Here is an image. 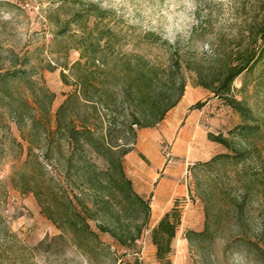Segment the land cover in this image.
Returning a JSON list of instances; mask_svg holds the SVG:
<instances>
[{
	"label": "rangeland",
	"instance_id": "obj_1",
	"mask_svg": "<svg viewBox=\"0 0 264 264\" xmlns=\"http://www.w3.org/2000/svg\"><path fill=\"white\" fill-rule=\"evenodd\" d=\"M78 1L0 2V72L14 66L31 72V80L12 84V94L0 91V264H163L157 256L152 231L165 211L174 207L181 213V223L169 254L172 264H237L236 253H240L242 264H264V255L256 247V243L264 245V124L261 133L246 145L241 139L233 142L237 149L251 147L247 160H229L212 168L199 166L215 154L227 152L223 145L208 138V132L229 136L228 131L244 119L210 90L194 86L193 74L186 69L185 93L162 122L139 128L136 139L120 134L123 138L119 143L132 148L124 160L126 173L135 189L150 198V217L143 226L139 247L118 246L111 234L99 229L100 223L112 224L111 212L101 210L97 203L102 194L84 186V177L77 174V169L66 175L71 151L60 133L48 134L43 126L49 119L51 129H56L60 106L76 90L67 67L80 58L78 48L87 43L81 41L83 30L78 23H72L65 34L60 31L78 10ZM84 1L99 5L96 0ZM105 11L108 15L104 20L90 18L87 31L97 24L100 29L109 26L122 35L121 48L128 58L134 59L140 53L152 61L168 63L170 44L157 35L147 36L150 32H142L114 12ZM263 18L264 0H231L222 29L217 31L211 21L206 22L194 32L189 44L172 46L196 53L206 61L211 44L218 50L221 39L236 51L243 41L241 32L247 37L249 24ZM44 87L53 92L50 112L45 117L35 102V97H44ZM234 93L245 99L264 122V62L235 80ZM117 97L114 94L110 106L95 99L101 131L107 130L114 113L119 121L131 120V109L120 108ZM26 101L31 106H26ZM198 101L206 105L191 110ZM18 106L22 119L13 113ZM80 111L89 114L86 103L81 104ZM31 112L43 118L42 124L33 127ZM60 140L65 144L62 149ZM88 157L100 169L106 167L103 158L94 154ZM24 173H34L44 205L50 201L53 206V189L79 195L93 208L91 224L99 238L88 237L79 247L71 232L46 217L37 195L22 190ZM165 179L170 184L163 185ZM128 217L126 220L123 216L122 222L130 223L134 229L144 221L145 212L137 206ZM207 223L205 236L187 237L189 230L203 231Z\"/></svg>",
	"mask_w": 264,
	"mask_h": 264
},
{
	"label": "trees",
	"instance_id": "obj_2",
	"mask_svg": "<svg viewBox=\"0 0 264 264\" xmlns=\"http://www.w3.org/2000/svg\"><path fill=\"white\" fill-rule=\"evenodd\" d=\"M77 4L78 10L60 31V34H65L71 30L72 23H78L82 25L83 30L81 41L87 43L85 47L79 46L80 58L72 66L67 67L76 82V90L60 106L55 130L49 126V119L48 124L44 125L43 118L32 112L30 120L33 127L43 122L48 134L60 133L61 140L66 141L71 151L67 160L66 175L74 168L77 169V174L84 177V186L102 194L97 203L101 210L111 212L112 224L100 223L99 229L111 234L118 246L137 249L143 226L147 225L150 217V198L147 199L135 189L132 178L126 173L124 160L132 148L119 143V139L123 138L120 134L122 136L129 134L132 139H136L139 128L155 127L162 122L185 93L187 78L183 70L186 69L193 74L194 86L210 90L214 97L222 98L244 119L243 123L228 131L229 136L222 132L218 134L208 132V138L223 145L227 152L217 153L199 163V166L212 168L229 160H235L236 163L247 160L251 147L237 149L233 142L235 139H241L242 145H246V142L261 133L264 122L255 115L253 107L245 99L237 97L234 93V82L242 73L252 71L264 62V18L249 24L247 37L244 31L241 32L243 41L236 51L228 48L220 39L219 49H215L214 44H211V54L204 61L205 59H201L196 53L191 51L187 53L171 45L169 61L165 64L147 59L140 53L136 54L134 59L128 58L121 48L122 35L109 26L100 29L97 24L94 28L97 31L94 29L87 31L86 26L92 16L104 20L108 13L99 5L89 4L84 0L78 1ZM147 36L156 35L148 33ZM152 40L156 42L155 39ZM30 73L29 70L17 66L0 72V91L12 94V84L21 80H31ZM63 76H66L64 72ZM43 90L44 97L40 100L35 97V102L39 103L42 116L45 117L50 112L53 92L45 87ZM114 94L120 99V108L131 109V120L119 121L114 113L108 121L107 130L101 131L97 125L101 117L95 99L110 106ZM81 100L87 104L89 114L81 113L80 106L83 104ZM27 104L31 106L29 101L25 102L26 106ZM205 105V101H198L190 109H202ZM13 113L17 118H23L19 106ZM92 114L96 115L94 119L91 118ZM61 140L59 147L62 149L65 144ZM253 148L256 147L253 145ZM32 150L29 149V152ZM88 154L103 158L106 167L100 169ZM83 170L85 172L81 174ZM21 178L25 180L22 190L34 192L46 217L63 230L71 232L79 247L82 248L83 241L88 237L99 238L98 233L92 229L93 208L79 195L65 189V191L53 189V206L50 201L44 205L39 197V181L34 173L29 175L24 173ZM137 206L144 210L145 217L140 225L132 229L130 223L122 222V218L124 216L129 220L128 214ZM180 223L181 213L174 207L163 215L152 231L157 256L163 264H172L169 254ZM208 230L207 223L203 231L189 230L187 237L192 239L193 235L205 236ZM256 247L264 255V245L256 243Z\"/></svg>",
	"mask_w": 264,
	"mask_h": 264
},
{
	"label": "clouds",
	"instance_id": "obj_3",
	"mask_svg": "<svg viewBox=\"0 0 264 264\" xmlns=\"http://www.w3.org/2000/svg\"><path fill=\"white\" fill-rule=\"evenodd\" d=\"M142 32L170 45L189 44L201 24L211 21L217 31L229 15L231 0H96ZM237 264H242L236 253Z\"/></svg>",
	"mask_w": 264,
	"mask_h": 264
},
{
	"label": "crops",
	"instance_id": "obj_4",
	"mask_svg": "<svg viewBox=\"0 0 264 264\" xmlns=\"http://www.w3.org/2000/svg\"><path fill=\"white\" fill-rule=\"evenodd\" d=\"M187 129H188V127H187ZM166 184H170V180H168V179L163 180V185H166ZM167 211H168V210H166L165 213H166ZM165 213H164V214H165Z\"/></svg>",
	"mask_w": 264,
	"mask_h": 264
}]
</instances>
